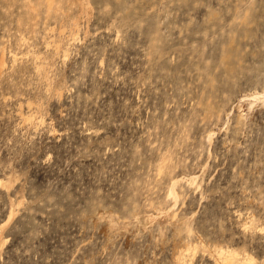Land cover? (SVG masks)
Here are the masks:
<instances>
[{"label":"rangeland","instance_id":"374dc122","mask_svg":"<svg viewBox=\"0 0 264 264\" xmlns=\"http://www.w3.org/2000/svg\"><path fill=\"white\" fill-rule=\"evenodd\" d=\"M0 264H264V0H0Z\"/></svg>","mask_w":264,"mask_h":264}]
</instances>
